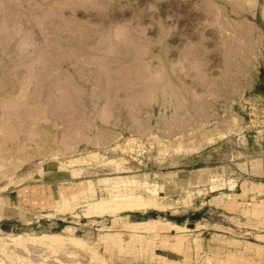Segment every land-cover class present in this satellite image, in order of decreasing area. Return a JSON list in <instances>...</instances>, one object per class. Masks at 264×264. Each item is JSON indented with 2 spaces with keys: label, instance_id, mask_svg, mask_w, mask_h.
I'll list each match as a JSON object with an SVG mask.
<instances>
[{
  "label": "rangeland",
  "instance_id": "374dc122",
  "mask_svg": "<svg viewBox=\"0 0 264 264\" xmlns=\"http://www.w3.org/2000/svg\"><path fill=\"white\" fill-rule=\"evenodd\" d=\"M0 264H264V0H0Z\"/></svg>",
  "mask_w": 264,
  "mask_h": 264
},
{
  "label": "bare ground",
  "instance_id": "6f19581e",
  "mask_svg": "<svg viewBox=\"0 0 264 264\" xmlns=\"http://www.w3.org/2000/svg\"><path fill=\"white\" fill-rule=\"evenodd\" d=\"M74 197H76V196H74ZM123 199H129L128 201L124 200V202L123 201L122 202L124 204H128L127 207L128 206H129V208L131 207L132 208V209L130 208L131 210L135 209V210H138V211H142V210L145 209V207H143L144 205H142L143 202H141L138 198H135V197H124ZM156 226H157V223L150 224V227H152V228H150L149 231H152V232L155 231ZM170 228L172 230H180V231H184L186 229L185 227H175L174 225H170Z\"/></svg>",
  "mask_w": 264,
  "mask_h": 264
}]
</instances>
